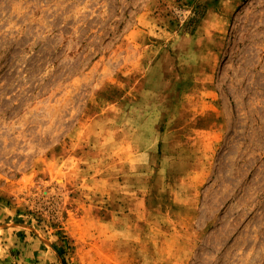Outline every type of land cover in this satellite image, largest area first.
<instances>
[{
  "label": "rangeland",
  "instance_id": "1",
  "mask_svg": "<svg viewBox=\"0 0 264 264\" xmlns=\"http://www.w3.org/2000/svg\"><path fill=\"white\" fill-rule=\"evenodd\" d=\"M0 264H264V0H0Z\"/></svg>",
  "mask_w": 264,
  "mask_h": 264
}]
</instances>
